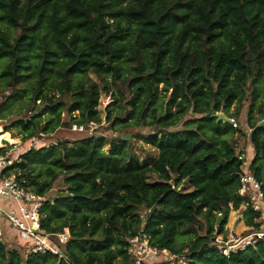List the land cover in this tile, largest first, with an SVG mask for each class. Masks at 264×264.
<instances>
[{"label":"trees","instance_id":"1","mask_svg":"<svg viewBox=\"0 0 264 264\" xmlns=\"http://www.w3.org/2000/svg\"><path fill=\"white\" fill-rule=\"evenodd\" d=\"M0 22V85L10 92L0 109L22 103L14 125L23 139L53 133L63 113L101 123L100 82L113 97L110 127L153 129L157 149L150 165L130 142L117 138L104 150L107 139L96 135L28 150L18 178L44 198L58 179L63 185L43 202L41 230L55 237L68 228L70 237L60 255L24 256L8 234L0 264H131L129 239L141 232L160 249H187L188 264H264V240L229 257L215 246L226 221L217 230V217L245 202L236 133L250 135V169L264 188V127L254 114L264 0H0ZM249 87L251 133L228 120ZM247 212L246 225L257 227Z\"/></svg>","mask_w":264,"mask_h":264},{"label":"built area","instance_id":"2","mask_svg":"<svg viewBox=\"0 0 264 264\" xmlns=\"http://www.w3.org/2000/svg\"><path fill=\"white\" fill-rule=\"evenodd\" d=\"M228 120L235 130H244L243 127L246 126L236 117ZM83 127L80 125V128ZM249 152L250 150L246 152L247 154H238L242 165L238 194L245 199L243 206L250 209L254 222L258 226H247L243 234L233 237L227 243H224L222 235H217L215 246L226 257L264 240V188L263 183L250 169L252 158L249 157ZM22 155L16 156L0 151V238L4 237V227H7L15 236L14 238L22 241L26 255L32 253L60 255L59 244L67 243L70 237L69 229L65 228L63 233L55 237L41 230L40 210L45 198L26 186L25 179L18 178L15 166L21 162ZM186 253L187 251L174 254L166 248L160 249L153 246L150 237L142 232L129 239L128 254L131 264H188Z\"/></svg>","mask_w":264,"mask_h":264},{"label":"rangeland","instance_id":"3","mask_svg":"<svg viewBox=\"0 0 264 264\" xmlns=\"http://www.w3.org/2000/svg\"><path fill=\"white\" fill-rule=\"evenodd\" d=\"M2 22H0V29L3 28ZM18 35L19 31H15L14 35ZM3 61L0 60V70L3 67ZM94 81H97V77L94 75H91ZM99 82V81H98ZM100 84L101 88V98L98 106V112L101 117V123H88V125H84L83 128H80V125L77 124L75 121H72L69 116L66 115V113H63L62 117L65 119V124L62 125L60 128L55 130L53 133H40L35 138H32L30 140H25L22 138L21 134L19 133V129L14 125L15 124V117L18 116L17 110L22 106L21 102H16L15 99L10 100L7 103L6 109H0L2 110L0 112V149H2L4 152L20 156L21 154L26 153L31 148L39 149L42 147H50L52 145H57L61 142L68 141L73 142L79 139H84L93 135L96 136H102L107 139L106 145L104 146V150H107L110 146V143L117 138H120L122 140H126L130 142L132 145L134 152L139 156L141 162L152 164L154 162L157 149H155L154 146L151 145L149 141V137H151L155 132L153 129H115L110 127V123L106 120V107L112 104L113 97L111 93L106 94V89L103 84ZM162 89V86L160 87ZM114 90V89H113ZM248 95L246 101L243 103V108L240 112V115L238 116V119L240 123L245 124L246 126L243 127L244 130H246L248 133H251L252 130L247 126V116H248V110L253 104V95H252V88H248ZM10 95V92L6 90L4 87L0 85V105L6 100V97ZM40 103V101L38 102ZM263 105V107L260 108V106ZM232 113L236 112L235 106L231 109ZM27 112L25 111L23 115H26ZM254 114L256 118L261 119L260 122L263 121L264 118V84L260 85V91H259V97L255 105V111ZM76 120L79 119L78 113L73 115ZM47 115H44L43 118H46ZM192 118L191 115L187 116L186 119ZM225 118V117H224ZM6 139L9 141V139H12L14 142L11 143L9 141V145L6 146L2 144V140ZM233 140L235 142V149L236 153H246L248 149L251 151V143H250V135L238 133V135H234ZM3 146V147H2ZM247 154V153H246ZM251 156V152H249V157ZM262 169H264V163H261ZM61 180L58 179L54 186L52 191H50L46 195L47 200H52L54 196L57 195L58 191L62 187ZM147 210H142L141 214L143 219L145 220V216L147 214ZM221 217V224L223 221H225L223 226V233L222 238L224 239V243L229 242L233 237L240 236L245 232V229L247 227L246 222L248 218L250 217V214L247 212V209L245 206H241L239 209H233L232 206L229 207L227 212L225 211L222 214H220L217 217ZM202 224L205 226V221L203 219H200ZM217 225V222L215 224V227L217 230L219 227ZM10 232V233H9ZM8 234L12 235L11 231L8 230L7 233H5L4 239H6V242L8 240ZM18 239L13 238L11 241V246L13 249H17L21 252L22 255H26L23 251V247L20 246L19 243H17ZM186 243V242H184ZM186 244H184L185 246ZM186 249V247H185ZM184 251H187L184 250Z\"/></svg>","mask_w":264,"mask_h":264},{"label":"water","instance_id":"4","mask_svg":"<svg viewBox=\"0 0 264 264\" xmlns=\"http://www.w3.org/2000/svg\"><path fill=\"white\" fill-rule=\"evenodd\" d=\"M259 126H260V127H264V120H263L262 122L259 123ZM1 143L4 144V145H6V146L9 145V141L6 140V139H3ZM223 213H224V212H223ZM223 213H222V215H223ZM221 219H222V218L219 217L218 220H217V225H218V226H220V224H221Z\"/></svg>","mask_w":264,"mask_h":264},{"label":"bare ground","instance_id":"5","mask_svg":"<svg viewBox=\"0 0 264 264\" xmlns=\"http://www.w3.org/2000/svg\"><path fill=\"white\" fill-rule=\"evenodd\" d=\"M4 139H5V138H4ZM9 141H10L11 143H13V142H14L12 139H9Z\"/></svg>","mask_w":264,"mask_h":264},{"label":"crops","instance_id":"6","mask_svg":"<svg viewBox=\"0 0 264 264\" xmlns=\"http://www.w3.org/2000/svg\"><path fill=\"white\" fill-rule=\"evenodd\" d=\"M251 157L253 158L254 157V154L251 152Z\"/></svg>","mask_w":264,"mask_h":264}]
</instances>
